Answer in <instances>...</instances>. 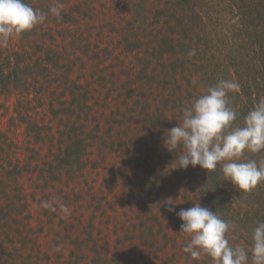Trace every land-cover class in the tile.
I'll return each instance as SVG.
<instances>
[{
  "label": "trees",
  "instance_id": "1",
  "mask_svg": "<svg viewBox=\"0 0 264 264\" xmlns=\"http://www.w3.org/2000/svg\"><path fill=\"white\" fill-rule=\"evenodd\" d=\"M24 2L47 13V19L19 37L13 36L7 47H0V97L6 100L14 98L15 107L23 115H28L29 119L32 117L28 112L35 109L39 96L49 99L52 106L61 102L67 113H76L78 120L69 119L61 127L59 123L47 128H43L44 124L33 126L38 130L36 136L42 139L38 140L39 143H33L38 146L31 145L34 156L31 159L32 155L29 156L22 166L17 165L18 161H23L17 146L14 151L9 140L0 136V168L4 167V163L10 165L9 159L13 158L14 165L9 171L12 177L15 173L22 176L32 174L31 167L36 169L39 166L36 162L42 156L40 147L49 144L47 153L52 158L50 163L46 162L49 164L46 170L53 172V177L73 179L82 166L83 156L89 152V147H93L95 140L106 144V136L97 134L102 126L100 117L98 122V118H93L95 120L92 122L87 119L91 107V81L86 79V60L77 65L76 60L70 58V52L60 50L57 45L52 47V43H55L53 38L49 41L52 43L47 45V39H41L38 29L45 36L42 31L53 32L51 30L58 26L55 30L59 31L64 46L75 43L73 33L77 31L82 39L84 32L91 35L87 31L91 28L97 30V35L100 33L101 37L102 31L113 39L119 37L117 42L122 48L119 49L128 53L133 63L128 62L125 67L122 65L121 72L111 82L119 89L124 88L125 106L131 105L130 111L140 106L139 102L147 104V110L141 106L146 120H151L149 125L145 123L147 134L160 136L163 130L175 127L182 121L184 109L220 80H234L240 85L238 92L229 93L230 106L237 113L233 127H242L244 117L264 98V0H139L135 3L125 0V7L120 4L122 0ZM60 5L63 6L62 19L49 11L51 7ZM100 5L105 16L101 26L93 27L88 21H80L86 16H94L98 8L100 10ZM159 24L160 29L157 28ZM78 25L83 28L82 32L76 30ZM107 46L109 49L104 48L107 54L118 49ZM191 50H195V55L190 57L188 53ZM75 72L77 75L73 79ZM157 99L161 101L156 105ZM170 99L176 101L173 112L168 109ZM183 99H186L185 106ZM118 111L121 112L120 116H126L122 109ZM81 114L88 125L80 121ZM116 122L120 123L118 120ZM84 126H90L92 132L82 136ZM43 130L48 133L45 134ZM134 130L137 132V127ZM135 131L130 129V135L121 139L122 155H129H124L126 162L136 157V151L144 153L134 144L132 149L126 146V142L134 141L133 138L138 136ZM59 135L63 139H57ZM143 140L144 135L140 146ZM57 141L58 144H55ZM163 141L155 140L152 144L169 155L173 176L176 175L179 182L183 169H175L172 163V159L179 155H171ZM113 142L114 137L111 145ZM241 160H255L259 165L264 162V151L245 152ZM44 168L42 176L46 172ZM187 169L184 170L190 178L187 177L184 186L193 191L192 203H200L231 222L232 227L227 233L229 244L244 247L248 251V264H252L253 230L264 222V183L258 184L250 192H243L226 181L220 164L215 171L208 173L199 166ZM191 169L197 170V173ZM152 186L156 187V183H152ZM187 243L183 241L175 255H190L183 251ZM205 260V264H213L209 256H205Z\"/></svg>",
  "mask_w": 264,
  "mask_h": 264
},
{
  "label": "rangeland",
  "instance_id": "2",
  "mask_svg": "<svg viewBox=\"0 0 264 264\" xmlns=\"http://www.w3.org/2000/svg\"><path fill=\"white\" fill-rule=\"evenodd\" d=\"M39 1L59 3L64 0ZM124 3L122 0V7H125ZM98 7L100 10L98 8L94 16H88L89 19L86 16L80 21H88L93 27L101 26L105 16L101 5ZM57 27L51 30L53 32L42 31L45 36L41 29L37 33L41 39H47V45L53 38L55 43L52 47L57 45L60 50L70 52V58L75 59L77 65L86 60V79L91 81V107L87 119L92 122L93 118H98V122L100 117L102 126L97 134L106 136V144L95 140L93 147L88 148L89 154L83 156L82 166L73 179L66 176L56 178L53 172L46 170L49 165L46 162L50 163L52 158L47 153L49 144L40 147L42 156L36 162L39 166L36 169L31 167L32 174L22 176L15 173L12 177L9 171L14 165L13 158L9 159L10 165L4 163V167L1 166L0 264H205L207 255L203 253L198 261L191 260L190 255H175L180 244L189 242L190 238L179 232L182 221L174 212L167 211L165 203L177 204L174 205L177 212L190 208L193 206V191L184 186L189 177L185 170L181 171L178 182L176 175L173 176L169 155L152 144L155 140L164 139L168 128L160 136L147 134L145 123L149 125L151 120H146L141 112L142 107L147 110V104L139 102L140 106L130 111L131 105L125 106L124 88L119 89L111 82L121 72L122 65L133 63L128 53L120 50L119 37L113 39L103 31L101 37L97 30L91 28L87 30L91 35L84 32L80 39L76 31L72 35L75 43L64 46L59 31L55 30ZM160 27L161 24L157 26ZM76 30L82 32L83 28L78 25ZM107 45L118 49L107 54L104 49H109ZM76 75L77 72L72 78L75 79ZM184 95L188 97L187 92ZM13 99L0 97V136L7 138L12 149L16 151L18 148L21 153L23 161H18L17 165L22 166L29 156L32 155L29 159L34 156L30 147L38 146L33 143L42 139L36 136L38 130L33 126L44 124L43 128H47L59 123L61 127L69 119L78 120L76 113H67L61 102L52 106L49 99L39 96L35 109L28 112L32 117L29 119L15 107ZM157 101L156 105L161 100ZM175 105L176 101L170 99L169 111L173 112ZM118 109H122L126 116H120ZM82 118L81 114L80 121ZM136 127L137 132L134 130ZM91 129L84 126L82 136L91 133ZM130 129L138 136L133 138L134 141L126 142V146L132 149L134 144L144 153L136 151V157L126 162L128 153L122 155L121 139L130 135ZM143 135V145L140 146ZM60 137L57 139H63ZM181 153L177 149L171 155ZM173 162L176 168L178 158H173ZM43 167L46 171L44 176ZM192 171L197 173L195 169ZM152 183H156V187ZM42 202L52 203L56 211L40 207ZM60 203L67 206L69 214L59 208Z\"/></svg>",
  "mask_w": 264,
  "mask_h": 264
},
{
  "label": "clouds",
  "instance_id": "3",
  "mask_svg": "<svg viewBox=\"0 0 264 264\" xmlns=\"http://www.w3.org/2000/svg\"><path fill=\"white\" fill-rule=\"evenodd\" d=\"M49 9L55 17L62 19L61 9ZM47 13L33 8L24 0H0V47H7L13 36L32 30L47 19ZM188 55L194 56L195 50ZM239 83L220 80L206 90L183 111L182 121L166 131L164 147L173 153L182 149L175 169L195 168L215 171L218 164L226 181L240 191L250 192L264 183V162L242 161L245 152L264 151V98L244 117L242 127H233L237 113L229 103V93L238 92ZM167 211L174 212L182 221L179 232L190 237L183 251L190 259L198 261L206 254L213 264H248V251L244 247L231 246L227 233L232 225L217 212L193 204L187 209L176 211L174 203H165ZM59 208L66 214L69 210L60 203ZM40 207L56 211L52 203L42 202ZM251 247L252 264H264V222L253 230Z\"/></svg>",
  "mask_w": 264,
  "mask_h": 264
}]
</instances>
